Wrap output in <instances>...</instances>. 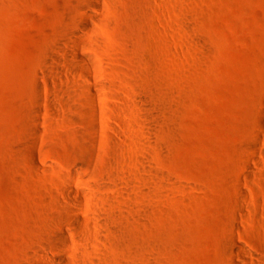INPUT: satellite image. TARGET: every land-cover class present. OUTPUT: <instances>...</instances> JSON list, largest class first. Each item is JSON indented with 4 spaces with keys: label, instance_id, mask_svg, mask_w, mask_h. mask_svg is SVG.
Wrapping results in <instances>:
<instances>
[{
    "label": "rangeland",
    "instance_id": "374dc122",
    "mask_svg": "<svg viewBox=\"0 0 264 264\" xmlns=\"http://www.w3.org/2000/svg\"><path fill=\"white\" fill-rule=\"evenodd\" d=\"M62 225L68 264H264V0H0V264Z\"/></svg>",
    "mask_w": 264,
    "mask_h": 264
},
{
    "label": "bare ground",
    "instance_id": "6f19581e",
    "mask_svg": "<svg viewBox=\"0 0 264 264\" xmlns=\"http://www.w3.org/2000/svg\"><path fill=\"white\" fill-rule=\"evenodd\" d=\"M90 1H91L92 7H94V8H97L99 6V4L101 3V0H90ZM79 24L84 31H87L88 22L85 19L80 20ZM73 52L75 54L77 53L76 48H73ZM72 222L77 227H81L83 224L81 219H79L78 217H73ZM64 230H65V227L63 225L60 226L59 230H58L60 236L63 239V242H62L63 244L61 245V248L57 249L51 257H47L48 260H50L52 262H56L57 264H68V262L65 259V253L68 250V247H67L68 236ZM234 247H235V250L237 253L242 252L241 247H239L238 245L234 244Z\"/></svg>",
    "mask_w": 264,
    "mask_h": 264
}]
</instances>
